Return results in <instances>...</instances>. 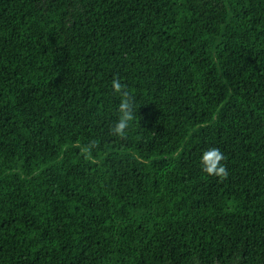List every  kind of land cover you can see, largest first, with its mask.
Segmentation results:
<instances>
[{
	"label": "trees",
	"instance_id": "trees-1",
	"mask_svg": "<svg viewBox=\"0 0 264 264\" xmlns=\"http://www.w3.org/2000/svg\"><path fill=\"white\" fill-rule=\"evenodd\" d=\"M0 264H264V0H0Z\"/></svg>",
	"mask_w": 264,
	"mask_h": 264
},
{
	"label": "clouds",
	"instance_id": "clouds-1",
	"mask_svg": "<svg viewBox=\"0 0 264 264\" xmlns=\"http://www.w3.org/2000/svg\"><path fill=\"white\" fill-rule=\"evenodd\" d=\"M111 88L120 101L117 106L118 118L111 128V132L113 135L123 137L127 134L134 119V98L126 90V85L122 84L119 79H113ZM223 159V154L219 149H208L201 154L200 165L202 171L208 175L226 176Z\"/></svg>",
	"mask_w": 264,
	"mask_h": 264
}]
</instances>
